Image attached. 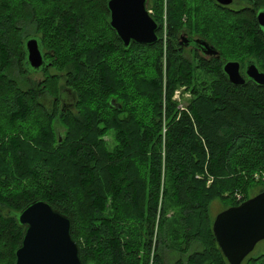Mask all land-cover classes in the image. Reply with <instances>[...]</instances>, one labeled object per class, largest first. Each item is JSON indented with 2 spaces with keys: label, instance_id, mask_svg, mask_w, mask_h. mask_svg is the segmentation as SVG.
Listing matches in <instances>:
<instances>
[{
  "label": "trees",
  "instance_id": "16d2710c",
  "mask_svg": "<svg viewBox=\"0 0 264 264\" xmlns=\"http://www.w3.org/2000/svg\"><path fill=\"white\" fill-rule=\"evenodd\" d=\"M107 2L0 0V264H15L24 234L16 214L36 200L71 219L84 264H150L156 227L176 242L180 264H229L211 205L264 192V87L230 84L219 61L194 66L177 38L197 34L224 58L250 55L264 71V35L249 8L152 0L159 42L126 49ZM30 37L51 63L40 73L71 68L73 104L60 113L56 97L52 112L39 101V92L53 97L46 89L57 76L31 89L20 77L29 75ZM181 88L192 95L185 110L174 100ZM58 115L64 133L55 131ZM260 243L242 264H264ZM154 264H164L159 253Z\"/></svg>",
  "mask_w": 264,
  "mask_h": 264
},
{
  "label": "water",
  "instance_id": "95a60500",
  "mask_svg": "<svg viewBox=\"0 0 264 264\" xmlns=\"http://www.w3.org/2000/svg\"><path fill=\"white\" fill-rule=\"evenodd\" d=\"M217 1L226 6L233 2ZM107 7L109 26L124 48L134 44L152 46L159 42L160 25L149 10L148 0H108ZM257 22L264 31V9L258 13ZM187 38L184 35L181 42ZM198 44L203 47L205 55L217 53L206 40ZM24 48L26 68L39 72L51 65L46 61L36 37L28 38ZM223 72L234 86L254 83L264 87V71L260 70L256 61L252 60L245 66V71H242L239 62L229 61L223 66ZM63 109L66 110V106ZM59 142H62L61 135ZM16 218L24 228V234L21 245L15 251V264H84L80 247L72 237L71 219L50 203L36 200L17 213ZM213 234L229 264H242L264 241V192L219 213L213 223Z\"/></svg>",
  "mask_w": 264,
  "mask_h": 264
},
{
  "label": "rangeland",
  "instance_id": "374dc122",
  "mask_svg": "<svg viewBox=\"0 0 264 264\" xmlns=\"http://www.w3.org/2000/svg\"><path fill=\"white\" fill-rule=\"evenodd\" d=\"M70 1L72 3V0H70ZM245 1H248V0H236L235 1L236 8L235 7L234 8L235 9H238L240 7L243 8V3ZM257 2H259L261 7H264V0H257ZM148 7L150 9L152 8V0H148ZM208 13H210V12H208ZM91 14L94 16V11ZM207 17H211V14L210 15L207 14ZM227 23L229 25H231L230 21L227 22ZM228 24L224 23V25H228ZM30 34H32V33H30ZM26 37H28V36H24V39H26ZM227 56H231V55H227ZM246 56L247 55H244L241 58H245ZM183 57H184V59L191 61L194 64V66H198L199 59L196 58L197 56L191 58L189 55L185 54ZM70 69H71L70 67H66L63 71H59L56 68H51L48 71L47 74H43V73H38V74H35V75L31 74V75H27V77H26V74H25V75L20 76V77H22V78L24 77L25 78V79L24 78L22 79L25 82V83H23L25 88L31 89L32 87H40V85L42 83H44V81L46 80V75H48V76H57L56 81H54V80L51 81L52 84H53V85L51 84V86H50L51 89H46V90H48V93L51 96H53V97H48V99H45V98L40 99V105H41V107L43 109H45V111L49 110L50 112H52L49 108H47L48 110L46 109V105L51 104L52 100L54 102V97H56L58 99V103H57V107L58 108L57 109H58V113H60L61 112V106H62V104H61V99L62 98H65L67 100L66 107H69L68 105H70V107H71V105L73 104V101L68 100L67 96H66V93L68 91L67 89L69 88V86L67 85V74L71 71ZM16 76H18V75H16ZM30 77L32 79H30ZM55 90H57V94H56ZM50 91L52 93H50ZM62 91H64V94H65V95H63V97L60 94V92H62ZM176 92L177 93H175L174 100L176 102H178V104H179L178 109L179 110H185L188 107L189 101L192 99V95L185 88H181V89L177 90ZM70 110L72 112H74L75 114L77 113L76 107H73ZM39 111L41 112V110H39ZM57 117H58V119L53 121L55 131L59 130L60 132L64 133L66 129H65V127L63 125L60 124L59 115ZM62 139H63V137H62ZM104 139L109 144V147L111 149L115 148V146L117 145L116 140H115V135H113L111 133V131L108 132L106 135H104ZM257 177H258V175H256V178ZM263 178H264V176H263ZM255 193H256V189L254 187H252V188L248 189L247 194H245V193L243 194L242 193V197H244V196L246 197V195H247V197L252 198V197L255 196ZM225 208L226 209L228 208V206H227V204L225 202H223V201H215L211 205V215L215 217L222 210H224ZM175 216H176V213L173 210H171L169 212V214H168V218H170V220L173 217H175ZM160 231H161V229L157 228V227L154 230V239H153V244H152V248H151L150 264H154L155 256H156L157 253H159L161 255V257L163 258V263L164 264H180V262L178 261L180 259V255L178 254V252L176 250L173 249V248H177L175 246V245H177L176 242H174L168 235H166L165 229L163 230V232H160ZM158 235H160L162 240L165 241V242L160 244L159 240H157L158 239ZM166 240H168V241L166 242ZM260 244H262V243H260ZM180 245H181V248L185 247L184 244L183 245L180 244ZM261 247H262V245H260L257 248L260 249ZM184 259L185 258H181L180 261L181 260L183 261ZM184 263H185V260H184Z\"/></svg>",
  "mask_w": 264,
  "mask_h": 264
},
{
  "label": "flooded vegetation",
  "instance_id": "af4514ba",
  "mask_svg": "<svg viewBox=\"0 0 264 264\" xmlns=\"http://www.w3.org/2000/svg\"><path fill=\"white\" fill-rule=\"evenodd\" d=\"M235 1L236 0H233V2L230 5L226 6V5H222V4L218 3L217 0H212V2H214L215 4H217V5L221 6V7H225V8L229 7V8H232V9L236 10V11L249 8L251 10V12L254 14V18H255V20L257 22L258 13L260 11H262V9H260V8H264V7H261V6L257 7L256 6V4H257L256 1L255 0H250V1H245L244 2L245 4L243 3V8L240 7L238 9H235L236 8ZM260 30H261V28H260ZM261 33L264 35V31L263 30H261ZM184 35H187L188 38L186 40H183V42H181V39L183 38ZM201 40H204V39L199 37L197 34H193V33H190V32L181 33L178 36V38H177V45H178L177 51H180V54L183 55V56L185 54L189 55L191 58L197 56L196 58L199 59V60L204 59V60H206L208 62L219 61L222 64V66H224L229 61H237V62H239L241 64L242 71H245V66H248L249 63L252 62V60L256 61L257 66H260L259 63L257 62V60L255 59V57H253V56L250 57V55H247L245 58H242V60L224 58L222 56L220 50L217 49L214 45H212L208 41H206V42H208L210 44V46L217 51V53L216 54L214 53V54H211V55H208V54L205 55L204 52H203V47L198 44L199 41H201ZM28 71H29L28 72L29 75H31V74L35 75V74L40 73V71L36 72L31 67L28 68ZM30 79H32V78L30 77ZM42 94H43L42 92H39V101H40V99L43 96ZM63 95H65V94H63ZM63 95H62V97H63ZM66 96H67L68 100H70V101L73 100V97H72V95H71V93L69 91H67ZM45 99H48V97H45ZM54 101H56V100L54 99ZM66 103H67V100L65 98H62L61 99V104H62L63 107L67 105ZM48 106L50 108L54 107L53 100L51 101V104H49Z\"/></svg>",
  "mask_w": 264,
  "mask_h": 264
},
{
  "label": "built area",
  "instance_id": "2783aa9c",
  "mask_svg": "<svg viewBox=\"0 0 264 264\" xmlns=\"http://www.w3.org/2000/svg\"><path fill=\"white\" fill-rule=\"evenodd\" d=\"M176 93H177V92H176ZM257 178H259V177H257ZM210 182H211V181H210ZM236 197H237V200H238V201H240V200L242 199V196L239 195V194H237Z\"/></svg>",
  "mask_w": 264,
  "mask_h": 264
}]
</instances>
